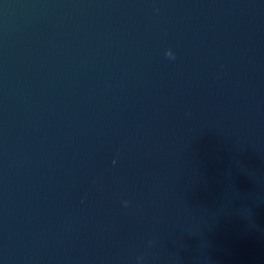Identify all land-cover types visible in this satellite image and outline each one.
<instances>
[{"label":"water","instance_id":"obj_1","mask_svg":"<svg viewBox=\"0 0 264 264\" xmlns=\"http://www.w3.org/2000/svg\"><path fill=\"white\" fill-rule=\"evenodd\" d=\"M0 264H264V0H0Z\"/></svg>","mask_w":264,"mask_h":264}]
</instances>
